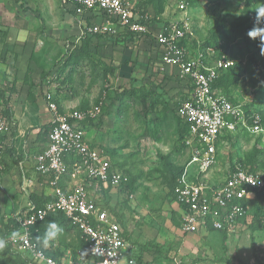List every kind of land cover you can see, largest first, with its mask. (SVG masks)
Returning a JSON list of instances; mask_svg holds the SVG:
<instances>
[{
	"label": "built area",
	"instance_id": "obj_1",
	"mask_svg": "<svg viewBox=\"0 0 264 264\" xmlns=\"http://www.w3.org/2000/svg\"><path fill=\"white\" fill-rule=\"evenodd\" d=\"M60 3L71 10L80 26L67 52L86 38L118 35H131L132 42H148L158 52L159 59L152 63L160 77L156 85L168 87V98L175 101L170 108L187 124L182 143L188 157L171 191L172 201L179 208L180 232L203 235L213 230L226 236L239 233L252 222L250 204L257 196L261 198L260 218L264 225V170L235 162L223 176L214 175L220 157L236 137L255 135L264 139V124L257 111L261 109L251 105L252 98L237 100L213 88L222 72L239 63L224 49L225 43L208 44L194 37L184 0L174 7L184 17L167 21L150 15L138 0ZM253 24L257 27L261 22L254 18ZM59 69L40 86L50 127L43 149L31 158L36 179L23 177L20 182L24 193L35 185L49 188L48 194L28 195L49 200L40 207L28 200L25 208L12 216L18 229L6 242L12 251L34 264H146L143 258L137 260L138 252L127 242L110 202L116 191L133 199L127 189L129 177L113 167L105 150L91 144L85 134L83 124L97 122L102 116L105 96L85 110L61 111L57 91L63 89L66 93L69 87L60 85L64 75L59 74ZM13 131V121L0 117V174L1 159ZM19 167L22 169L21 164ZM55 213L65 216L83 245L74 256H54L49 253V245L34 241L32 234L37 229H33Z\"/></svg>",
	"mask_w": 264,
	"mask_h": 264
},
{
	"label": "rangeland",
	"instance_id": "obj_2",
	"mask_svg": "<svg viewBox=\"0 0 264 264\" xmlns=\"http://www.w3.org/2000/svg\"><path fill=\"white\" fill-rule=\"evenodd\" d=\"M180 1L138 0V5L150 15L154 11L163 12L161 21L178 20L184 17L174 8ZM191 2L186 15L194 37L205 42L215 33L222 39L228 47L227 51L241 64L240 82L231 95L237 100L251 97L253 102L259 104L264 118V53L260 38H253L245 31L254 28L253 19L257 18L255 10L264 8V0ZM2 6L6 10L13 6V1L4 0ZM12 21L10 18L8 22ZM257 27H264V22ZM238 31H242L241 34ZM3 34L0 29V41ZM254 34L258 36V33ZM76 37L71 35L60 40L51 37L44 44L36 40L35 48H39H34L35 53H32L28 66L20 67L16 58L10 55L3 58L0 64V89L5 91L8 108L16 123L12 135L16 137L20 131L26 148L39 146L46 137L43 134L35 140L33 135V130L41 128L48 120V110L41 104L38 109L37 105L43 94L40 87L42 76L47 77L56 70L58 72L68 54L67 47ZM15 42L18 39L13 37L11 44ZM88 52L87 61L81 63L72 74L71 89L57 94L63 110L90 107L105 96V108L99 120L83 125L86 137L105 150L112 163H117L128 172L134 182L133 199H126L116 191L112 192L111 200L115 215L128 234L130 246L137 249L146 264H172L175 261L181 264H264L263 229L248 226L224 239L213 232L203 235H184L180 232L169 181L173 173L184 166L188 156L180 137L181 124L170 110L175 101L168 98L167 86L156 85L160 80L152 69V61L159 59L156 49L148 42L134 41L122 47L112 46L104 40L94 41ZM130 52L139 56L132 61L134 57ZM110 56L116 65L126 59L125 65L134 69L130 77L126 67H121L123 73L120 77L116 76L118 72L114 75L103 74L104 66L110 65ZM4 108L0 100V111ZM14 146L21 152L24 144L16 139ZM263 155L264 139L255 135H239L225 149L216 169L222 171L229 168L231 159H256ZM19 160L7 152L1 159L3 170L0 184L4 187L0 191V236L5 230L6 221L25 208L30 192H50L49 188H39L37 185L29 193L22 192L21 171L17 165ZM26 165L28 169L29 165ZM48 245L50 251H56L58 256L67 253L74 256L73 253L76 255L80 249L74 232L59 236ZM4 257L5 253L0 249V260Z\"/></svg>",
	"mask_w": 264,
	"mask_h": 264
},
{
	"label": "crops",
	"instance_id": "obj_3",
	"mask_svg": "<svg viewBox=\"0 0 264 264\" xmlns=\"http://www.w3.org/2000/svg\"><path fill=\"white\" fill-rule=\"evenodd\" d=\"M3 1L4 0H0V29H2L4 33L2 41H0L1 43L0 64H2L3 58H6L8 57V55H10L13 57V59L16 58V63L20 67L28 66L30 63V58L32 56V53L33 52L35 53V49L39 48L38 46L37 48H35V46L37 45L36 43L37 41L44 44L46 41L50 40L51 37L55 40L56 39L60 40L63 38L65 39V37L71 36V35L78 36L80 33L79 22L73 16L71 10L60 6L59 4L60 0H19V1L12 0L13 6H9L6 10H4V7L2 6ZM22 7L24 8V10H22ZM10 12L12 13V15L10 14ZM10 18L13 19L11 23L8 22ZM13 37H16L18 39V42H15V44H11V39H13ZM130 43L132 44L134 42L131 41ZM136 43H138V41H136ZM120 46L126 47L128 46V43H125ZM132 54L134 57L132 61H134V59L137 58L139 55L137 56L134 53ZM111 56L109 57V60ZM122 60L119 65L114 64L110 60L109 66L114 67L116 69V72H118L116 75L117 77H120L121 74L123 73L121 67L128 68L129 69L128 77H130V74L132 73L134 69L127 67V65H125L126 59H124L123 61ZM56 72H53L52 74H49L47 77L42 78L41 86H42L43 81H45L51 75H55ZM40 98L41 99H39V101L37 102L38 109H39V104H41L43 105L44 109L47 111L43 95ZM12 121H13L14 129H15L16 123L14 122L13 118H12ZM49 122H50V115L48 113V120L45 122L44 125L48 124ZM42 127L36 128L35 130H33V133H34L33 135L35 137V140L37 139V137L41 138L40 136H43ZM16 139H20V141L23 142L24 144V147L22 148L21 152H18V149L14 146V141ZM87 140L91 144L97 145L91 142L88 138ZM45 142H46V137H44L43 142H41L39 146L37 145L34 148H31V146H29V148L28 147L26 148V141H24V136H22L20 131H18V135L16 137H14V135H11L10 141L8 142L9 145L7 146V150H11V154L10 153L9 154L15 157L16 160L17 158L20 159L19 163L17 164L19 170L21 171L20 182H21V178L23 177L28 178V179H33V180L36 179V174L34 172L33 165L31 164L32 163L31 158L33 154L40 152L43 149ZM221 158L222 157H220L219 161H221ZM9 159H11V156ZM25 161H26L25 164L29 165L28 169L31 171L30 173L29 171L27 172L28 169L26 168L27 165L25 166L24 164ZM219 161H218V164H219ZM20 164L22 165V169H20L19 167ZM227 172H228V168H224L222 171H220L219 169L218 170L216 169L214 171V175L221 177ZM2 187L4 186L0 184V191L2 190ZM174 206L176 208L174 212L176 213L180 221L179 208L176 204H174ZM135 250L137 253V249Z\"/></svg>",
	"mask_w": 264,
	"mask_h": 264
},
{
	"label": "trees",
	"instance_id": "obj_4",
	"mask_svg": "<svg viewBox=\"0 0 264 264\" xmlns=\"http://www.w3.org/2000/svg\"><path fill=\"white\" fill-rule=\"evenodd\" d=\"M186 3H188V6L191 2V0H184ZM145 9V8H144ZM154 11V10H153ZM163 12H159V11H154V16L155 17H161L163 14ZM251 30V28H247L245 31L247 33H249ZM239 34H241L242 31H238ZM220 34V33H217ZM106 40L107 42H109L112 46H120L123 45L125 43H129L132 41V36L131 35H118L115 38H103L102 36H94L93 38H86L84 40H82L81 44L77 47H75V49L72 52H68L67 56L64 58L62 66L59 69V74L60 75H64L60 85L62 87H69L66 91H68L69 89H71V85H72V74L74 73L76 68H79V66L81 65V63L87 61V58L89 57V52L88 49L90 47V45L92 43L95 42H101ZM223 42L221 38H218V36L214 35L212 36V38H208L207 41H205L208 44H217L218 42ZM224 49L228 50V47H226L224 45ZM231 58L234 59L233 55H231ZM95 64H97L95 62ZM241 64L240 62L236 65V67H234L231 70L222 72L220 74V77L218 78V80L215 82V84L213 85L214 89H217L218 91L226 94L227 96L231 95V93L233 92V89L236 88V86L238 85L237 83L240 82V69H241ZM116 72V69L114 67L111 66H104V71L103 74L107 75V74H112L114 75V73ZM42 78H44V76H42ZM64 92L63 89H59L57 91V93H62ZM59 97V96H57ZM0 100L2 101V103L4 104V109L0 111V117L1 118H5L8 121H12L13 118V114L12 111L8 108V104L5 98V91L0 89ZM59 105V109L62 111V108L60 106V99L57 102ZM94 104H97V102H95ZM251 105H258L259 104L252 100ZM89 107H85V106H81L80 110H85ZM104 108L102 109V114L104 111ZM172 110V109H170ZM173 111V110H172ZM259 112V114L262 117V122L264 121L263 118V112L262 110H257ZM174 112V111H173ZM178 120V124H181V130H180V137L183 141L184 135L187 131V124L182 123V121ZM50 124H46L43 125L42 130H43V134L46 136L47 131L49 130V126ZM10 153L11 154V150H5V153ZM230 161V166L231 168L234 167L235 162L236 163H240L242 165H249L252 168L254 167L255 169H260V170H264V155L260 156V158H256V159H248L247 157L245 158H237L236 160H229ZM112 163V162H111ZM113 167L122 170V168H120V166L117 163H112ZM182 166L179 170H176L173 175L170 178L169 181V187H170V193L175 185V181L177 179V177L181 174L182 170H183ZM124 171V170H122ZM128 177H129V183L127 185V189L130 193H134L135 188H134V182L133 180L130 178L129 173L124 171ZM28 200L31 201V203H33L34 205H36L37 207H40L44 204V202H46L47 200H49L48 198H45L43 196H37V195H30L28 196ZM256 201L254 203H251V216H252V222L248 225L249 227H253L256 229H263L264 230V225L261 223V218H260V206L259 203L261 201L260 196H257V199H255ZM112 212H114V209H112ZM115 213V212H114ZM176 214V213H175ZM119 224L121 225V227L123 226V224L121 223V220L119 219ZM50 222H55L57 223V225L62 229V232L58 235L62 236L65 234H68L69 232H74L75 234V241L78 244V248H81L83 245L80 241H77V232L75 231V229L70 225L69 221L65 218V216L62 213H55V214H51L49 215L43 222L39 223L34 229H37L36 231L33 232V238L34 241L37 242L39 245L44 244L43 243V238L48 230V226ZM180 224V223H179ZM247 226V227H248ZM18 229V225L16 224L15 220L10 217L5 224V230L3 232V234L0 236V240H3L6 244V247L3 248V251L5 253V257L0 260V264H34L31 260H29L27 257L16 253L14 251L11 250L10 245L6 242L7 238L9 235L15 233ZM123 229H125V227H123ZM210 232L212 233H217L218 235H220L221 239H224L226 236L225 233L222 234V232H215L213 230H210ZM126 240L128 239V234L126 231H124ZM2 250V249H1ZM54 256H58V253L56 251H51L49 252ZM75 255V253H73ZM143 257L138 253L137 255V260L142 259Z\"/></svg>",
	"mask_w": 264,
	"mask_h": 264
},
{
	"label": "clouds",
	"instance_id": "obj_5",
	"mask_svg": "<svg viewBox=\"0 0 264 264\" xmlns=\"http://www.w3.org/2000/svg\"><path fill=\"white\" fill-rule=\"evenodd\" d=\"M257 15V22H264L261 18H264V8H258L255 10ZM258 33V36L260 38V47L262 53H264V27H255L250 30L249 35L253 37L252 33ZM62 232V229L57 225L55 222H50L48 226V230L43 238V243L45 246L49 244V242L54 241L58 235ZM6 247V244L3 240H0V249H3ZM51 264V262H49Z\"/></svg>",
	"mask_w": 264,
	"mask_h": 264
}]
</instances>
